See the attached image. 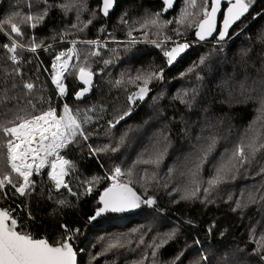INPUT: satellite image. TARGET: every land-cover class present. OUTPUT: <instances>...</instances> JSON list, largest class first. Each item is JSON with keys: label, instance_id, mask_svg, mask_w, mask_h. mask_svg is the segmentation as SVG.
Here are the masks:
<instances>
[{"label": "trees", "instance_id": "trees-1", "mask_svg": "<svg viewBox=\"0 0 264 264\" xmlns=\"http://www.w3.org/2000/svg\"><path fill=\"white\" fill-rule=\"evenodd\" d=\"M197 4L190 9L197 15L181 25L177 21L188 7L186 0H173L170 8L163 0H114L107 16L102 0H0V178L9 174L14 184L22 182L7 160V141L15 138L4 127L49 109L63 115L65 105L81 121L90 117L83 124L87 140L78 136L60 151L72 165L68 188H56L49 163L34 173L30 195H19L12 185L0 190V208L11 211L18 231L52 244L70 237L79 264H264V152L207 197L203 191L215 167L237 145L247 144L257 133L264 140V120H257L264 100V0H253L228 41L217 37L211 43H194L169 68L164 51L176 42L194 41L203 0ZM45 13L35 28L20 22L26 15ZM157 13L162 22L172 23L141 29ZM10 17L21 28L20 35L4 24ZM88 40L99 44L83 43ZM13 42L18 44L16 61L5 47ZM73 42L78 56L60 96L52 82L53 64L58 55L69 53ZM33 44L40 45L36 52L30 51ZM80 67L89 68L96 84L94 94L78 102ZM161 68L163 79L148 85L147 99L129 101L141 85L132 82L135 77ZM27 83L33 84L31 90ZM213 136L215 147L195 177L200 191L195 198L181 199L186 188L194 187L191 171ZM158 152L163 154L158 166L142 162ZM117 167L125 173L122 183L142 201L152 198L155 203L90 220L102 207L100 197ZM173 233L162 247H152ZM116 241L122 246L109 249Z\"/></svg>", "mask_w": 264, "mask_h": 264}, {"label": "snow or ice", "instance_id": "snow-or-ice-1", "mask_svg": "<svg viewBox=\"0 0 264 264\" xmlns=\"http://www.w3.org/2000/svg\"><path fill=\"white\" fill-rule=\"evenodd\" d=\"M167 8L172 7L173 0H163ZM253 0H229V7L223 20V29L219 32V40L223 41L228 35V29L233 23L240 20L245 13L248 12L249 7ZM188 7L182 10L178 24H185L193 15H197L190 9H196L198 7L197 0H186ZM102 12L104 16L109 14V10L114 5V0H102ZM221 0H211V10L208 9V0H203L201 8L202 19H199L195 26L198 29L196 35L204 40L207 36H211L216 31V14L220 10ZM66 9L70 6L65 5ZM165 8V10H167ZM18 16L19 14H15ZM45 14L38 16L26 15L20 22L31 23V27L35 28L37 24L42 22L45 18ZM79 19V17H77ZM91 23V20L87 22ZM172 23V21L162 22L160 20V14H155L152 18L146 19L141 23V29H149L150 27L162 28L166 24ZM4 24L11 26V32L17 35L21 34V28L14 18H9L4 21ZM77 27V25H73ZM87 27V24H85ZM83 30V29H81ZM130 29L128 35L132 37V31ZM178 31V29H177ZM145 39H147V32H145ZM165 39H169L165 37ZM157 44L156 41H150ZM88 45H98L99 41L88 40L83 41ZM131 43H136V39L133 38ZM159 47L160 45L157 44ZM8 51L13 53L11 59L16 61L15 55L17 45L15 42L9 47ZM40 45L33 44L30 51L36 52ZM188 47L187 44H176L170 50L164 51V56L167 58V63L172 65L178 56ZM73 55H77L75 48V42H73V48L69 50V53H61L56 57L58 63L53 64L54 74L52 76V82L59 89L60 95H64L65 86L63 84V77L69 70V61ZM91 55H99L98 52H93ZM62 57H66L62 59ZM107 64L108 61H105ZM203 63V60L201 61ZM164 69L159 71H150L143 75H137L135 81L141 82L138 86V91L129 96V101L143 100L149 92L148 85L155 79H163ZM79 79L83 82L84 87L77 93L79 99L85 93H87L92 87L93 73L87 67L79 68ZM117 83H120L117 81ZM25 87L29 90L33 88L32 83L25 84ZM244 86L241 85V88ZM261 115L257 117V120H264V100L261 102L259 109ZM128 113H126L127 115ZM122 118V117H121ZM20 119V123L13 127H4V132L14 137L15 139H9L7 141V160L11 167V171L16 173L22 182L14 184L11 175L4 174L0 178V190L4 189L6 185H12L15 191L21 195L26 196L31 194V190L35 186V181L32 179L34 173L40 174L41 170L49 165L51 172L49 173L51 179L55 181L57 189L68 188V185L64 181V177L68 175V169L72 166L71 162L60 156V150L69 147L72 143L76 142L77 137H81L87 140V135L83 130V124L88 123L90 117L85 115L83 121L78 119V114L73 115L71 109L67 105L64 106V114L58 116L54 109H49L39 116H34L31 119ZM209 143L201 148L202 155L199 157V162L196 164V170L191 171L193 177L191 183L194 185L192 188H186L184 195L181 199H192L197 196L200 191V182L195 179L199 170L206 162L208 156L211 154L215 147L216 138L210 137ZM105 151L107 149H104ZM116 149H113L115 151ZM264 152V140L261 139L260 134L257 133L248 140V143L237 145L230 155L223 158L222 161L215 167L214 174L206 181L207 187L203 189L206 197L211 194L213 190L218 188L221 184L226 183L230 178L234 179L236 173L245 165L251 164L255 160L258 153ZM162 153H156L155 158H149L143 160L145 164L159 165L162 159ZM49 157H53L49 161ZM261 172H264V168H261ZM125 175L122 170L117 167L114 169L113 174L108 177L112 183L104 190L103 195L100 197L99 207L90 220H96L97 217L104 213H122L131 208H138L141 203L152 205L155 200L148 198L147 200H141V198L133 191L127 183H122L120 178ZM131 176V170L127 173ZM70 190V189H69ZM88 191H91L89 188ZM63 204L64 201H60ZM239 206V205H238ZM174 236L170 234L167 239H163L159 244H153L152 247L159 249L168 242V239H172ZM261 241H264V237H261ZM141 243L143 241L141 240ZM122 246L119 241L109 244V249ZM264 248V243L261 244ZM259 254V250L257 252ZM153 256L156 255L154 251ZM207 259V257H204ZM264 260V256H261ZM0 264H76V257L73 251L72 245L67 240L58 244H52L48 239L35 238L29 232H23L17 230V219L13 218L11 211L0 210Z\"/></svg>", "mask_w": 264, "mask_h": 264}, {"label": "water", "instance_id": "water-1", "mask_svg": "<svg viewBox=\"0 0 264 264\" xmlns=\"http://www.w3.org/2000/svg\"><path fill=\"white\" fill-rule=\"evenodd\" d=\"M229 0H221V5H220V10L217 12L216 14V31H214L212 33L211 36H207L204 40H201L197 35H196V32L198 29H196V32H195V35H194V41L193 42H184V43H178V44H187L188 47L184 50V52H182L180 54V56L177 57V59L173 62L172 65H169V68H173L184 56H186L191 50H192V45L194 43H211L212 41H214L217 37H219V32L223 29V20H224V16L225 14L227 13V8L229 7ZM211 10V8H210ZM209 10V11H210ZM166 14V13H165ZM248 15V12L245 13L244 16H242L240 18V20L236 21L235 23L232 24V26L228 29V35L225 37L224 41H228L229 39V36H230V33L231 31L236 27L238 26ZM17 35V34H16ZM176 45V44H175ZM175 45H173L172 47H174ZM171 47V48H172ZM79 82H80V85L82 86V89L84 87H86V85L83 84V82L79 79ZM96 84V76L93 75V79H92V87L90 88V90L85 93L82 97H80L79 99L77 98V95H76V100L78 102H81V101H85L87 100L88 98H90L93 94H94V86ZM81 89V90H82ZM80 90V91H81ZM79 91V92H80ZM149 94H147L145 96V99H147ZM144 99V100H145ZM0 210H3L0 208ZM17 230H18V223H17ZM70 243V242H68ZM72 245V248H73V251L75 253V257H76V264H79V256H78V253L76 251V249L74 248L73 244L70 243Z\"/></svg>", "mask_w": 264, "mask_h": 264}, {"label": "built area", "instance_id": "built-area-1", "mask_svg": "<svg viewBox=\"0 0 264 264\" xmlns=\"http://www.w3.org/2000/svg\"><path fill=\"white\" fill-rule=\"evenodd\" d=\"M2 29L0 28V31H1ZM17 46H18V44H16ZM73 48V47H72ZM73 58H75V55H73ZM56 63H58V62H56ZM67 73V72H66ZM66 73H65V75H64V77H63V84H64V86H65V89H66V85H65V81H66ZM53 74H54V69H53ZM57 87V86H56ZM58 91H59V89H58ZM66 91V90H65ZM59 95H60V92H59ZM61 96V95H60ZM65 178H66V176L64 177V181H65ZM55 182V181H54ZM61 189V188H60ZM59 190V189H58ZM77 232H78V230H76L75 231V233L77 234ZM67 240L70 242V237H67ZM71 243V242H70Z\"/></svg>", "mask_w": 264, "mask_h": 264}, {"label": "rangeland", "instance_id": "rangeland-1", "mask_svg": "<svg viewBox=\"0 0 264 264\" xmlns=\"http://www.w3.org/2000/svg\"><path fill=\"white\" fill-rule=\"evenodd\" d=\"M178 43H184V42H176V44H178ZM68 54V53H67ZM64 58H66V57H62V59H64ZM73 60H74V58L72 57V59L69 61V68H70V66L72 65V62H73ZM61 151V150H60ZM49 159H53V157H49ZM133 208H131V209H129V210H127V211H130V210H132ZM67 242H69V241H67Z\"/></svg>", "mask_w": 264, "mask_h": 264}, {"label": "bare ground", "instance_id": "bare-ground-1", "mask_svg": "<svg viewBox=\"0 0 264 264\" xmlns=\"http://www.w3.org/2000/svg\"><path fill=\"white\" fill-rule=\"evenodd\" d=\"M75 241V240H74Z\"/></svg>", "mask_w": 264, "mask_h": 264}]
</instances>
